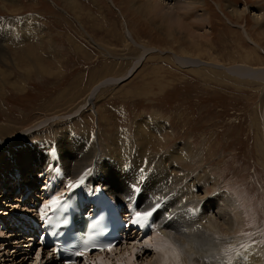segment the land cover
Listing matches in <instances>:
<instances>
[{"label":"rangeland","instance_id":"1","mask_svg":"<svg viewBox=\"0 0 264 264\" xmlns=\"http://www.w3.org/2000/svg\"><path fill=\"white\" fill-rule=\"evenodd\" d=\"M13 1L0 0V28H3L2 22L7 21L14 27V33L17 29L23 31L27 24L30 27L38 25L41 31L35 39L26 38L14 45L4 42L9 33L0 31V45L8 50V57L0 60V76L4 72L10 76V83H17L22 88L16 91L5 84L0 89V177L14 172V163L18 162L14 156L16 151L24 150L22 155L28 153L27 156L32 158L31 153H38L37 145L43 155L51 157L46 150L51 149L55 154L56 147L62 142L73 145L76 138L89 135L94 144L108 143L106 136L112 134L133 135L134 125L142 119L164 121L169 123L173 133L170 129L165 131L169 138L167 144H160L159 139L155 144L167 152L176 145L190 143L193 158L184 168L196 169L197 175L203 177L208 172L213 184L207 183L209 179L201 182L206 186L207 195L212 198L220 192L228 193L235 205V231L226 234L221 226L223 229L215 232L220 235L214 236L215 240L218 243L224 241L227 247L224 245L220 250L224 243L216 242L217 264H225L226 250H233V256L239 246L262 254L264 264V81L250 79L247 74H242L244 78L231 75L226 70L239 65L264 68V0H196L198 3L186 19L191 21L189 16L204 19V29H200L203 23L199 22L191 28H172V24L169 26L161 19L158 11L148 14L139 10L138 7L145 4L141 0ZM175 1L178 0H162V5H172ZM245 7L250 10L241 11ZM164 8V13L169 10ZM180 12L184 14L183 10ZM253 13H260L262 22H257ZM16 15H21L18 20ZM166 27H170L169 35ZM191 29L193 34H189ZM195 29H199L198 32ZM31 31L27 29L26 33ZM126 31L134 42L128 40ZM23 53L28 56L24 65L20 60ZM142 54L145 55L143 60L124 79ZM176 57L193 59L197 63L184 67ZM32 58H35L34 62ZM121 78L124 80H119ZM106 80L110 82L103 83L104 86L102 82ZM96 85L99 91L96 95L91 94ZM90 94L93 99L89 102ZM49 132L51 137L47 139L51 140L34 142L41 139V134L49 136ZM9 139L7 144L3 143ZM101 162L107 168L110 165ZM46 164L32 159L29 169L15 168L21 172L17 179L30 180L29 174L37 176L44 168L52 170L51 174H58L60 180L64 179L57 168L63 173L65 165L50 168ZM132 168L134 166L122 170L118 165L113 167L114 170L107 169L108 173L114 174L110 182L116 189H125L132 182L129 177L134 173ZM39 180L43 184L52 182L43 177L34 181L37 184ZM3 183L7 186L10 180L0 179V194ZM144 188L146 195H141ZM151 189L152 184L144 182L132 192L139 193L144 202ZM204 191L197 188L192 193L202 197ZM10 195L8 200L0 197L1 200L4 198L5 201L0 202L6 206L0 205V210L11 212L10 206L16 204L13 201L16 197ZM206 209L215 214V206L210 203L192 208L194 221H200ZM168 213L166 210L161 214L158 212L157 217L151 214L153 232L157 229V219ZM165 220L166 225L173 223ZM22 239L17 238L18 246H21L18 249L13 245L14 241L9 242L12 245L5 243L4 246L0 239V264H43V260L39 263L36 258L37 250ZM144 240L130 241L127 248H122L123 254L113 257L108 254V258L125 257L126 253H132L131 246L142 245ZM146 249L150 250L144 247ZM150 251L143 258L138 256L136 261L141 263L146 256H152ZM239 253L243 255V252ZM208 261L212 259L204 258L200 264Z\"/></svg>","mask_w":264,"mask_h":264},{"label":"bare ground","instance_id":"2","mask_svg":"<svg viewBox=\"0 0 264 264\" xmlns=\"http://www.w3.org/2000/svg\"><path fill=\"white\" fill-rule=\"evenodd\" d=\"M4 1L5 2L8 1L11 3L14 2L13 0H4ZM179 1L180 0L175 1V3L172 5L166 4L164 7L169 10H167V12L165 11V13L163 10L164 7L162 5L163 4L162 0H149V2L147 3L144 0H141V3H145V4L143 6H139L138 8L139 10L146 11L148 14H150V11H152V13H154V11H158V13H161L160 14V17H162L161 19L165 21L169 26H171L172 24V28L175 26L178 28L180 27L188 28L190 26L194 27V25H196L195 23L199 22V23H203L200 29L202 28L204 29L205 24H206L205 23L206 21L203 22L204 19L202 18L196 19L194 18L195 16L192 18L190 16L188 17L190 18L191 21H188L189 19H186V17L189 14H192L191 10L195 8L198 1L196 0H185V2H179ZM185 4L186 6H183L181 8V5H185ZM178 8H180V10ZM174 9H178L179 11L177 10L175 11ZM248 9L250 10L249 7ZM248 9L247 7H245L244 10H241V11L246 12ZM182 10L184 14L180 12ZM168 12L171 14H166ZM259 15L260 13L258 15H255L254 19L257 22L259 21L262 22L264 18L260 19L261 16ZM2 25H3V28H0V31H2L3 34L9 33V36L6 37L4 42H8V44L12 43V45H14L13 43L21 42L23 41V39H26V38L35 39V35L41 31L38 25L34 24L33 26L30 27L28 24L27 25L24 24V26L25 25L26 26L23 29V31L20 32L17 29L16 30L17 32L14 33L13 32L14 27L12 28V25L11 24L9 25L7 21H3ZM168 28L170 27H166L165 31L167 32L166 34L169 35ZM27 29H31L32 31L26 33ZM262 29H264V25L262 26ZM198 30H196V32H198ZM193 31L189 32V34L190 33L193 34L194 33ZM244 32L246 34V37L249 39L246 31ZM23 34L25 35L23 36ZM200 34L202 35V33ZM126 35H127L128 40L133 41V38L128 31H126ZM0 46H1L0 47V60H4L6 57H8L7 56L8 50L5 51V48H2L3 45H0ZM144 54L140 56L137 64H135L134 68H132V70L127 73L124 79L129 77L135 71V68L139 65L140 61L143 60V58L145 57ZM32 55L33 57L35 56L34 54ZM23 56L25 60L23 59ZM26 57L28 58L26 53H23L20 56V60L23 63V65L25 61L27 60ZM32 59L34 62L35 58H32ZM176 59L178 63L183 64L184 67H190V66H193V64L197 63V61L193 59H185V58H180V57H176ZM218 66L219 65H217L216 67L221 68ZM29 68L33 69V67H29ZM226 70L230 72L231 75L235 74V76L241 75L240 77H243L242 74H247L249 78L251 77L250 79H255V80L257 79V80L264 81V68L254 69L253 67H250L247 65H239V66H233V67L226 68ZM1 75L2 76H0L1 78L0 79V89L4 87L5 84L7 85L9 84L16 91L22 90L19 84L10 83L9 75L5 74L4 72H1ZM124 79L121 78L119 80L123 81ZM112 81L114 80H111V82ZM109 82L110 81L106 80L102 82V84L103 83L108 84ZM98 85H96L92 89L91 94H95L99 91L98 89L100 88H97ZM91 94L89 97V102L92 101L93 99V95ZM134 126H135L134 128L135 130L133 132V135L128 136L123 132L120 135L112 134L111 136H106L108 143L104 142L101 144L100 143L101 141H100L98 144L97 142H95L96 144H94L93 143L94 141H92L89 138V135H87L85 137L79 136L80 138H76V140L74 141L76 143L73 145H66V143L64 142H62V145L64 144L66 146L57 144L58 147H56V153L50 155L51 156L50 159L51 161L60 163L61 168L63 167V165H65V169L62 168L63 173L57 168L59 173L61 175L62 174L64 175V179H61V180L59 179V175L57 173L56 174L58 176L55 175V173L51 174L52 170H48L45 168L40 170L39 175L37 176L36 174H31V175L29 174L30 180L17 179L21 176V172L16 171L15 168H22L24 166V167H27V169H29L30 166H32L31 165L32 159L34 161L36 159L37 162H39V164L41 163L42 165H44L43 160L47 159L48 157L42 154L41 148L38 147L37 145L35 146V150H37L38 153H31V155L33 156L32 158L27 156L28 153L25 155H22L24 150L21 151V153L16 151L17 154H15L14 156L17 157L18 162L14 163L15 164V168L13 167L14 172H12L10 175L4 174L3 176L0 177V179H3V180H10V183L7 186L5 183L2 184L1 187H2L3 193L0 194V197L4 196V198H7L9 197V194L14 195L16 199L13 201H15L16 204H13V205L9 204L11 205L10 206L11 212H9L10 210L9 211L0 210V219L2 217L0 222H3V221L5 222L8 216L16 215L17 213L26 215V212H28L29 214H33V212H31L33 211V208H30L32 207L30 204H31V201H33V198H31L27 202L24 201L23 202L24 204L21 203L22 196L25 194V190L32 189L34 196L38 198V202L40 203L41 207H47L51 204H54L57 200H60L63 193L66 191V188L72 186V184L77 180V177L79 175H85V177H87L88 176L87 173L92 171L90 172L92 177H95L97 175L96 178H94L93 180L98 182V184L99 183L103 184L105 188H107L113 195L119 197L120 200H123L126 198H129L131 200V198L128 197L130 192H132V190L135 187H140L144 182H148L152 184L151 192H149L148 197L144 198L146 200L144 202H141V195H146V193H144L146 188L143 189L144 191L143 190L140 191L141 195L140 194L138 195L139 197L138 198V208L141 209L143 212H148L149 208L155 207L162 200H165V198H167L166 201L162 204L161 209L159 211L157 212L151 211V213L154 214V217L155 216L157 217L158 212L161 214L164 210H166L169 212L168 213V216H169L168 218H170L169 221L172 220L173 223L170 222V224L166 225L165 219H167V216L165 217L161 215L160 219H157L156 221L157 222L156 232H153L151 234V235L153 234L154 235L151 237L149 236L146 237L145 240L142 242L143 243L142 245L136 243L133 246H131L132 247L131 254L126 253L125 257L120 256L121 258L118 257V259L115 258V260H111L110 258H108V254L110 256L112 254V257L117 254L118 255L123 254L122 253L123 249L127 248L126 246L128 245V243L127 244L125 243V247H122L123 245H120V246H116L115 248L110 249L109 251L98 252V253L93 254V256L91 255L90 257L87 256L86 258L88 257L89 258L87 259V261L84 262V264H200V263H203L202 261L204 258H206V260H208V258L212 259V261H208L207 264H217V256H216L217 247L216 246L218 244L222 245V242H223L224 244L222 245V247L218 246L220 250H222L224 245L226 247V243L224 241L222 242L219 241L220 243H218L215 240L214 236L216 237L219 235V234L215 235L216 230L218 231V229H221L222 228L221 226H223L226 234L227 233L230 234V233H233V231H235L234 228L236 227L235 226L236 219L234 218V213H233V211L235 210L234 209L235 205L232 204L233 200L230 198V194L220 192L219 195L217 194L214 197L210 198L207 195L208 192L206 190V186L202 185L201 182L204 179H209V182L207 181V183L213 184L212 182L213 178L211 177L212 175L209 176L207 172L206 174L207 176L205 175L203 177V176L197 175L198 170L196 171V169L187 170L184 168L186 167L185 166L186 163L189 161H192V158H193L190 143H186L185 145L184 144L176 145L174 148H172L171 151L169 150L167 152L164 151L163 147L160 148V145L155 144V141H157L158 139L160 141V144L161 143L167 144L169 138L167 136V133H165V131L170 129L172 132V129L169 123H164V121H156L151 118V119H142L140 122H138ZM31 130L32 129L27 130V131H31ZM9 141H11V139L3 143L7 144ZM67 142H70V141H67ZM77 151L79 152L76 155H74V152H77ZM68 153L73 154V156ZM24 158H27V159H24ZM10 161L12 162L13 160H10ZM101 161L108 162L110 164L108 165L109 167L107 168L106 166H104L102 164L103 162ZM118 165L121 166L122 170H126V167L134 166V168H132L134 173L132 174V176L129 174V177L132 179V182H129L127 186L125 187V189H122L121 187H119L120 190L116 189L113 186V184L110 182L112 179H114V174L107 172V169L114 170L113 167L118 166ZM45 170H48V172L51 175L50 174L48 175V172H46ZM97 172L100 175H98ZM181 172H184V173H181ZM42 177L44 180L46 179L47 182L50 179L52 181L51 184L49 181L48 183L44 182L45 184L44 185L42 182L40 183V180L36 184L34 180L42 179ZM103 177L104 179H102ZM139 179H142V181H138ZM192 179L194 181H192ZM58 180H60L61 182L59 187L57 186ZM14 183L16 184L14 185ZM197 188H199V190H205L203 193L204 195H202V197L199 196L198 194L192 193V192H195ZM147 193H148V190H147ZM224 194H226L227 196ZM132 195H134V197L136 196L134 193ZM47 197H49V199H46ZM4 198L3 200L0 199V201H5ZM6 200H8V198ZM20 203L22 204V206L19 205ZM204 203H210L214 205L215 214L209 213L208 210L206 209L204 213L201 214L200 221H194L193 216H192L193 211L191 209L197 208L198 205L204 206ZM0 205H3V203L0 202ZM18 207H20L21 210H15V209H18ZM19 218H23V217L19 216ZM3 231H5V233H3ZM3 231L0 232V239L3 240L4 246H6L5 243L10 242V236L12 235V233L7 232V229ZM17 235H19L18 232H17ZM216 242L218 243L217 245H216ZM14 243L13 245L16 246L15 249L21 248V246H18L20 242L17 241V239L14 240ZM10 244L12 245V243H9V245ZM27 244L28 246L36 245L32 243H27ZM144 247H148L150 250H152L153 257L146 256L143 262L139 263L138 261H136V258L138 256L139 258H141V256L143 258L145 255H147L146 253L150 251L147 249L144 250ZM220 250L218 249L219 252H221ZM177 255H178V259H177ZM261 255L258 254V252L250 249V250L243 252V255H241L240 253L239 257L234 256L232 261H233V264H262ZM148 257H150V259H148ZM36 258H38L39 263L42 262L43 260V264H46L44 262L45 261L44 258L46 259V262H48V259H50V255H48L47 257H44V255L41 256L40 251H38V253L36 254ZM219 264H223V263H219Z\"/></svg>","mask_w":264,"mask_h":264},{"label":"snow or ice","instance_id":"3","mask_svg":"<svg viewBox=\"0 0 264 264\" xmlns=\"http://www.w3.org/2000/svg\"><path fill=\"white\" fill-rule=\"evenodd\" d=\"M151 211H149V212H145V213H137L136 214V217H135V219L133 220V223H135V224H140V225H144V224H147V222H148V219H149V217L151 216ZM109 248L111 247V246H108ZM243 247V246H242ZM101 251H103L104 249L103 248H101L100 249ZM85 251H87V249H85ZM232 251L233 250H231V249H228V250H226V252H225V256L227 257V260H226V262H225V264H233V261H232V256H231V253H232ZM246 251H247V249H246ZM82 253H80V252H78L77 253V255H81ZM236 256H240V253L239 252H236ZM177 259H178V255H177Z\"/></svg>","mask_w":264,"mask_h":264}]
</instances>
